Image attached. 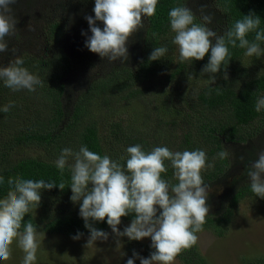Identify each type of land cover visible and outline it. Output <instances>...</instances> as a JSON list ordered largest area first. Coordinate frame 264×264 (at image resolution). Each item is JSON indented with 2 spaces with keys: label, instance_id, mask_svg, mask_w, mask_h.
<instances>
[{
  "label": "trees",
  "instance_id": "obj_1",
  "mask_svg": "<svg viewBox=\"0 0 264 264\" xmlns=\"http://www.w3.org/2000/svg\"><path fill=\"white\" fill-rule=\"evenodd\" d=\"M55 2L54 11L45 6L40 22L43 30V43L48 52L38 48L31 52L35 36L24 37L19 21L24 11L37 5L36 0H17L12 12L17 19L16 34L6 37L8 50L0 55L2 66L17 57L23 59V66L37 75L44 83L36 91H12L0 81V109L11 102L14 106L9 112L0 111V175L5 178L0 185V198L7 191V179L21 176L24 179L55 181L57 187L42 190L41 202L37 207L43 217L38 225L29 212L22 223L32 222L46 234L68 235L90 233L79 215L80 203H74L70 183L71 173L66 167L63 175L55 166L61 150L66 147L78 151L81 145L101 156L107 154L113 159L126 155L125 149L141 144L145 151L154 147L166 146L173 151H206L209 163L214 167L202 170V177L210 187L207 204L209 214L203 230L218 238L225 237L234 219L236 208L249 198L258 201L264 211V199L256 197L250 189L247 176L250 165L264 151V109L255 110L259 97L264 96V74L252 77L243 66L245 49L229 46L231 59L216 74L201 73L208 63L210 51L203 60L181 62L178 46L172 43L175 33L170 28L168 13L175 6L192 9L197 23H203L202 16L213 17L207 26L223 35L236 20L254 12L261 18L260 29H264V0H158L156 15L145 17L146 24L134 33L127 42L128 59L108 61L85 47L87 36L91 35L88 22L81 28L65 22L73 12L76 17L80 6L88 0H49ZM60 15V19L53 17ZM90 15L95 18L94 12ZM27 19L30 16H26ZM101 21L97 26L103 28ZM39 29V28H38ZM82 31L87 36L82 35ZM250 33L248 39H254ZM72 36L77 41V49L68 53L64 49L65 40ZM214 42V41H213ZM167 46L168 51L161 59L150 61L149 56L155 47ZM264 48V43L261 44ZM25 49V51H24ZM81 56L95 57L99 61L100 74L88 78L83 74L84 62ZM264 56V55H262ZM227 74V79H225ZM212 75L215 81L211 82ZM207 78L209 82L194 92L181 97L184 110L179 123L164 125L176 126L178 136L175 141H160V135L143 134L131 130L121 121L103 123L102 115H113L123 105L138 99L151 85L170 88L183 77ZM167 97V96H165ZM164 104L168 100L164 98ZM32 147L38 152L35 157L18 156L14 150ZM227 150L229 156L217 158V153ZM243 157V159H241ZM72 163V160H69ZM122 164L126 163L121 161ZM162 178L173 179V170L168 168ZM61 180L65 188L58 184ZM134 214L121 217V224L129 223ZM104 221L94 222L93 226L107 232L110 226ZM198 234V233H197ZM135 246L150 256L154 251L150 246L135 240H128L127 251ZM180 264H209L200 254L197 246L183 250L176 259ZM242 264H264V255L243 259Z\"/></svg>",
  "mask_w": 264,
  "mask_h": 264
},
{
  "label": "clouds",
  "instance_id": "obj_2",
  "mask_svg": "<svg viewBox=\"0 0 264 264\" xmlns=\"http://www.w3.org/2000/svg\"><path fill=\"white\" fill-rule=\"evenodd\" d=\"M17 0H0V53L8 50L6 37L17 31V19L12 5ZM158 0H95L94 14L86 16L90 36L85 47L92 53L110 62L128 59L127 42L129 38L144 27L143 17L156 15ZM170 28L175 33L172 43L178 46L181 62L203 60L209 53L208 63L201 73H218L231 59L229 46L245 49V56L264 55V29H260L261 18L254 12L244 15L223 35L207 25L212 22L211 15H203V23H197L195 13L187 6H175L168 13ZM97 21L104 27H98ZM255 33L254 39L247 37ZM214 41V42H213ZM167 46L155 47L149 56L150 61L161 59L167 53ZM22 58L17 57L7 66H0V81L12 91H36L43 87V81L23 66ZM227 79V74H225ZM211 82L215 81L212 75ZM14 105L9 102L0 111L9 112ZM264 109V96L257 99L255 110ZM126 155L113 159L109 155L90 151L81 145L78 151L63 148L54 161L63 175L67 167L71 173L70 199L80 203L79 215L90 235L86 247L97 241H107L109 233L93 226L94 222L104 221L116 237H127L140 241L151 239L154 249L148 258L137 252L127 260V264H173L183 250L197 244V233L203 231L209 214L207 204L209 185L202 177V170L214 167L209 163L205 150L173 151L166 146H158L145 151L143 145L135 144L125 149ZM228 151L217 153V158L225 159ZM72 163H69V160ZM243 159V157H241ZM121 161L126 163L122 164ZM173 170V179L162 178L168 168ZM247 176L250 189L256 197L264 199V151L251 163ZM5 178L0 175V185ZM8 191L0 198V261H8L12 256L13 244L22 250L21 264H36L41 245V236L32 222L22 223L25 216L36 209L41 202L42 190L57 187L55 181L24 179L21 176L7 179ZM63 190V180L58 184ZM134 214L129 226L123 231L117 227L121 217ZM83 233L73 237L78 240ZM124 255V254H123Z\"/></svg>",
  "mask_w": 264,
  "mask_h": 264
},
{
  "label": "rangeland",
  "instance_id": "obj_3",
  "mask_svg": "<svg viewBox=\"0 0 264 264\" xmlns=\"http://www.w3.org/2000/svg\"><path fill=\"white\" fill-rule=\"evenodd\" d=\"M36 1L35 7L24 11L21 15L19 28L24 37L39 35L32 49H28L30 44L26 45L27 50L35 52L34 50L39 48L41 52L45 53L48 52V46L46 47L41 40L43 30H41L39 17H41L45 6L51 8L49 16L57 12L54 11V1ZM212 1L208 0L209 5H213ZM94 5L95 0H88L85 5L80 6L76 17L73 16V10L69 17L65 16V22L81 28L87 23L85 17L91 16L90 12H94ZM26 16H30V18L27 19ZM53 17H57L58 20L61 18L58 14ZM142 21L146 24L143 16ZM65 42L64 49L69 54L77 49V41L72 36H68ZM0 55L3 54L0 53ZM81 57L84 62V76L88 78L99 77L101 71L98 59L87 56ZM243 64L252 77L264 74V56L258 59L254 56H244ZM0 66H2L1 62ZM208 82L209 79L207 78L185 76L170 88H163L162 85H151L138 99L132 100L121 108L119 107V110L113 115H102L103 123L106 125L110 122L121 121L124 126L139 133L153 135L156 132L160 135L161 142L175 141L176 136L179 135L177 125L168 126L164 125V122L179 123L180 115L184 110L181 97L198 90ZM164 98L168 100L167 105L164 104ZM14 153L22 157L38 155L37 150L32 147H20L14 150ZM31 213L38 225L41 226L43 217L39 209H33ZM130 223L120 224L117 227L123 231ZM38 231L42 232L40 228ZM107 232L109 233L107 241H97L90 247H86L88 237L85 236L74 240L73 237L76 235L73 234L61 235L42 232L44 235L41 236L36 264H127V260L133 256L134 251L140 256L148 258L137 246L135 248L133 246L132 251H127L126 243L129 239L126 236L116 237L111 228ZM197 236V249L209 264H242L243 259L249 260L264 255V211L258 201L252 198L246 199L236 208L231 227L225 237L218 238L206 230L199 232ZM138 242L151 247L150 238H144ZM12 248L11 258L6 262L0 261V264H21L24 255L22 250L16 247L15 242ZM135 264H140V260L136 259ZM173 264L180 263L175 260Z\"/></svg>",
  "mask_w": 264,
  "mask_h": 264
}]
</instances>
